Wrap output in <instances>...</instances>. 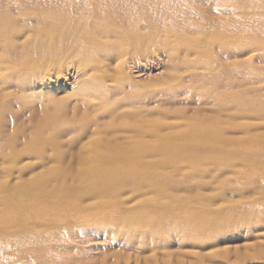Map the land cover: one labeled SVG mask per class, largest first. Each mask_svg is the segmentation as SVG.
Wrapping results in <instances>:
<instances>
[{"label": "bare ground", "instance_id": "6f19581e", "mask_svg": "<svg viewBox=\"0 0 264 264\" xmlns=\"http://www.w3.org/2000/svg\"><path fill=\"white\" fill-rule=\"evenodd\" d=\"M157 52L169 72L152 93L126 63ZM261 62L264 0H0V264H68L58 242L88 201L111 222L158 225L180 208L196 226L228 223L212 194H200L211 169L219 194L231 188L226 171L242 197L259 193L260 206L233 214L255 215L264 207L255 190L264 181ZM71 64L80 80L52 89ZM26 154L39 169L22 177ZM128 192L150 207L127 206ZM255 244L253 258L220 259L264 264V240Z\"/></svg>", "mask_w": 264, "mask_h": 264}, {"label": "rangeland", "instance_id": "374dc122", "mask_svg": "<svg viewBox=\"0 0 264 264\" xmlns=\"http://www.w3.org/2000/svg\"><path fill=\"white\" fill-rule=\"evenodd\" d=\"M126 64L127 71L129 70L134 81L146 83L152 93H159L161 88H164V85L160 86V80L166 78L169 71L168 68L165 69L166 64L160 52L151 54V57H143L135 63L127 61ZM254 65L261 66L260 63H255ZM68 70V75L60 76L58 80L54 78L50 80L49 86L52 89L60 86L61 90L69 92L71 84L78 82L80 77L79 74L75 73V65L71 64ZM130 86L131 84L128 87L126 84L127 90H133V87ZM152 86L156 87L157 90L150 88ZM159 102L161 104V101ZM179 105L183 106L186 104L180 102ZM156 106L160 105L150 103V109H154ZM69 137L67 125L61 126V139L67 142ZM0 161L2 160L0 159ZM19 166H24L22 168L24 169L22 177L35 174L37 169H39L37 160L31 154L24 155L17 167ZM219 174L220 172L217 169H211V176L215 177V179L207 184L205 189L200 190V194L202 196H204L203 193L206 195L212 194L214 197L212 210L216 212L222 211L223 215H230L231 221L228 223L224 224L221 222L222 220H216L209 226L203 224L196 226L184 217L183 209L180 208L167 212L164 219L161 220L162 223L158 225H152L147 220L142 221L143 224L111 222L109 218L107 220L103 216L93 214L95 207H98V201L91 204L88 201V206H85V211L82 210L81 214L78 213L76 214L78 216L70 218L68 215V238L58 242L60 245L57 252L63 253V256L69 262L68 264H176V261L181 259L186 264H193V259H195L196 255L201 256V264H209V261L210 264H261L249 259L244 261V258L238 262H235L236 259L233 257L227 261L220 259L225 255L232 256L235 252L249 254L245 256L249 258L256 256L255 251L257 249L254 251L255 241L264 240V207L261 206V210L258 209L255 215H244L243 220H235V215L233 214H235L234 211L237 209L242 206L260 204L256 200L258 197L256 195L259 193L251 192L242 197L235 188L234 175L236 177V174L226 171L221 176L223 177L222 182H226L225 185H231V188L228 187L223 195L219 194L220 187L218 180H216ZM258 184L259 187L255 190L264 193V181H258ZM177 192L183 191L177 190ZM129 195H132V193L128 192L122 195L127 200L125 201L127 206L131 208L147 207L148 203L145 202L143 197L132 195L126 198ZM227 199L229 201H226ZM241 199L244 200L239 201ZM249 203L251 204L249 205ZM73 213L72 211L71 214ZM198 217L199 215H197ZM247 218H249V222L246 221ZM26 229L28 228H18L13 233H20ZM36 229L39 230L37 227ZM134 236H137L138 239L134 238ZM142 236L147 238L142 240ZM151 242L159 246L152 247L150 245ZM41 245L45 244L42 243ZM14 246L20 247V251L23 252V244L18 242L12 244V247ZM183 253L185 254L184 256ZM19 264L26 263L19 261Z\"/></svg>", "mask_w": 264, "mask_h": 264}]
</instances>
